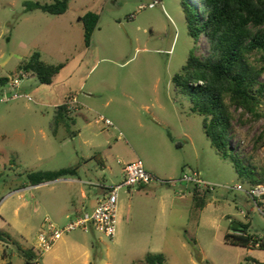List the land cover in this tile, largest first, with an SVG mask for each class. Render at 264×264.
Instances as JSON below:
<instances>
[{
    "label": "rangeland",
    "instance_id": "374dc122",
    "mask_svg": "<svg viewBox=\"0 0 264 264\" xmlns=\"http://www.w3.org/2000/svg\"><path fill=\"white\" fill-rule=\"evenodd\" d=\"M53 1L0 0V78L6 80L0 84V264H29L24 252L32 249L43 254L37 233L45 219L64 227L76 216L66 218L63 209L73 214L81 206V189L90 199L100 195L99 185L122 182V167L135 159L167 183H152L148 202L140 200L146 190L121 188L113 237L81 228L63 234L85 246L94 264H141L157 252L169 264H256L251 258L262 259V250L250 252L223 239L230 227L241 228L238 222L249 219L248 232L264 235V214L245 192L249 179L239 178L235 166L257 178L255 169L215 151L202 117L190 110L184 89L172 83L191 50L200 54L208 48L203 35L195 43L189 34L181 0L153 8L139 7L149 0H68L61 14L25 10L26 3ZM189 1L198 6V0ZM88 10L99 19L87 47L81 16ZM187 17L194 20L189 11ZM34 51L44 62L62 65L50 83L20 70ZM61 104L67 109L57 117ZM259 109L264 114V104ZM233 111L231 142L261 174L264 146L253 149L252 142L264 118L246 113L241 122L240 110ZM67 167L75 170L60 177L66 181L30 185L27 179L29 172ZM193 171L214 186L195 188L205 204L193 200L189 208L185 184H191L179 179ZM70 185L72 198L56 201L64 208L50 202V190L67 193ZM159 192L166 199L163 213L155 208ZM77 255L72 250L63 264L74 263Z\"/></svg>",
    "mask_w": 264,
    "mask_h": 264
},
{
    "label": "trees",
    "instance_id": "16d2710c",
    "mask_svg": "<svg viewBox=\"0 0 264 264\" xmlns=\"http://www.w3.org/2000/svg\"><path fill=\"white\" fill-rule=\"evenodd\" d=\"M180 3L186 12L189 34L195 43L203 35L208 48L206 53L200 54L191 50L181 70L172 76V83L177 89H184L191 102L190 110L202 117L204 133L215 151L222 158L230 156L247 162L257 174V178L251 177L235 166L238 177L249 179L250 185L263 182L264 171L259 174V167L253 160L240 156L231 140L236 132L233 110H240L238 120L241 122L246 113L253 119L264 118L259 109L264 104V0H198V6L194 3L195 8L189 0H181ZM36 8L50 14H61L67 10L68 0H54L48 4L26 3L25 10ZM188 11L193 21L187 17ZM98 19V13L91 10L81 16L84 45L87 47ZM61 66L44 62L39 52L34 51L21 64L20 70L34 73L40 83H50ZM5 81V78H0V84ZM57 108L56 116L60 117L67 106L61 104ZM260 145L264 146V123L252 142V148L257 149ZM74 170L67 167L33 171L27 174V179L30 185H37L74 174ZM193 194L195 204L202 207L204 199H199L195 190ZM237 225L241 228L230 227L232 232L224 233L226 243L247 249L264 246L263 238L248 232V223L238 222ZM24 257L27 263L32 264L28 251L24 252ZM251 260L259 263L253 258ZM140 263L169 264L161 252L145 255Z\"/></svg>",
    "mask_w": 264,
    "mask_h": 264
},
{
    "label": "built area",
    "instance_id": "2783aa9c",
    "mask_svg": "<svg viewBox=\"0 0 264 264\" xmlns=\"http://www.w3.org/2000/svg\"><path fill=\"white\" fill-rule=\"evenodd\" d=\"M162 2L163 0H149L139 7L153 8L157 4L162 7ZM18 81L19 79H14V84H18ZM16 96L15 94L14 97ZM104 122L109 126H113L109 119L105 118ZM121 136L120 132L119 137ZM122 171L124 180L117 184L106 185L105 193L91 211H83L62 228H56L53 223L45 219L46 225H42L43 227L37 233L39 252H47L64 233L75 228H81L84 231L93 230L104 234L106 237H113L118 223V191L123 187L129 190L139 185H151L154 182L167 183V180L160 179L153 172L147 170L139 159L127 162ZM179 181H186L197 190L203 186H211V188L214 186L212 183L204 181L198 171H193L190 175L184 173ZM245 192L254 201L257 209L264 214V208L260 205V201L264 197V181L250 185Z\"/></svg>",
    "mask_w": 264,
    "mask_h": 264
},
{
    "label": "crops",
    "instance_id": "0c3cea01",
    "mask_svg": "<svg viewBox=\"0 0 264 264\" xmlns=\"http://www.w3.org/2000/svg\"><path fill=\"white\" fill-rule=\"evenodd\" d=\"M72 101H74V100H72ZM154 118L155 117H152V120H154ZM134 153H135V151H134ZM147 170L151 171V169H147ZM54 181L55 182L66 181V179L58 178ZM72 181H79V180L71 179L69 182L72 183ZM99 186H106V185L100 184ZM70 187H72V186L71 185L68 186V188H67L68 192L67 193L63 192L62 189H60V188L59 189L54 188L53 190H50V194H51L50 202H54V204L57 203L58 205H55V206H61L64 208L65 206L63 203H61V205H60L59 202H56V201L65 202L66 200H68L69 196L72 198V192L69 191ZM186 187H188L187 192L190 195L189 202L187 204H188V207L191 208V207H194L193 192H194L195 187L192 184L191 185L185 184V188ZM150 188L155 189V186L152 187L151 185H139L135 188L130 189V191L136 193L138 191L146 190V192L142 194L143 198H141L140 200L143 202L144 201L148 202L150 199H152L151 198L152 193L148 192ZM104 193H105V190H102L100 195H95L92 197V199H90L87 196V192H85L84 189H81L80 196H81V198L84 199V201L82 202V204L79 208L74 209L73 214L70 213L69 211H67V209L66 210L63 209V213H65V217L71 218V217H75V216L81 214L83 211H87V212L91 211L97 205L99 199L103 196ZM157 200L158 201L155 204V208H156V210H158V212L160 211V213H163V210L165 209L166 199H165V196L162 192H159ZM260 203L262 206H264V197L261 199ZM50 204H53V203H50ZM40 205H41L40 202H37V205H36L37 210L40 208ZM245 217H247V215ZM200 218H199V220H200ZM250 222L251 221L249 219L248 221H245L244 223H248L250 225ZM160 231H161V234H163V229H161ZM258 236L260 238L264 239V235H261L259 232H258ZM161 239H163V236L161 237ZM256 246H257V244H256ZM256 249H260L264 252V246H263V248L257 247L254 249H250L251 250L250 252H252ZM72 250H74V251L77 250L78 255L73 258L75 260L74 263H66V264H94V261L92 260V257H91L89 250H87L85 246L81 247L79 241H77L75 238L68 237V235L61 236L58 240L55 241L53 246L47 252H45L39 256H36L34 249H32L31 251H28V253L30 254L31 262L33 259H37V261H36L37 264H39L40 258H41V260H43V264H63V262H65L64 256H69L70 253L72 252ZM252 258L255 259L257 262L264 264V255H263L262 259H256L255 257H252Z\"/></svg>",
    "mask_w": 264,
    "mask_h": 264
}]
</instances>
